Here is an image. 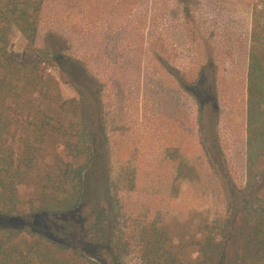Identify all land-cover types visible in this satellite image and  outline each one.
Segmentation results:
<instances>
[{"label": "trees", "instance_id": "1", "mask_svg": "<svg viewBox=\"0 0 264 264\" xmlns=\"http://www.w3.org/2000/svg\"><path fill=\"white\" fill-rule=\"evenodd\" d=\"M84 8L97 6L86 4L64 21L52 0H0V216L75 213L88 170L100 160L106 204L90 210L87 232L89 243L104 246L110 264H191L172 253L165 226L182 182L215 204L192 264H264V0L252 8L247 66L229 81L213 69L211 155L194 123L200 114L194 87L203 68L191 83L182 70L159 61L152 74L163 72L191 101L171 110L164 108L166 92L142 94L145 87L135 86L129 71L106 102L97 86L94 133L82 94L62 99L58 66L87 70L77 58L39 46L41 19L47 14L54 29L67 27L64 32L86 31L91 19ZM13 29L25 40L21 60L7 49ZM22 186L31 188L28 197ZM0 264L97 263L38 232L3 229Z\"/></svg>", "mask_w": 264, "mask_h": 264}, {"label": "rangeland", "instance_id": "2", "mask_svg": "<svg viewBox=\"0 0 264 264\" xmlns=\"http://www.w3.org/2000/svg\"><path fill=\"white\" fill-rule=\"evenodd\" d=\"M62 1L52 0L64 21L72 15L77 18L80 7L86 4L97 6L92 9L95 13L84 8L91 19L88 30L80 32L78 28H71L64 32L67 27L58 25L54 29L51 17L46 14L47 18L41 19L44 31L38 37L39 46L59 56L67 54L77 58L85 66L87 74L64 62L54 76L63 100H77L79 93L82 94L90 130L96 132L98 125L97 86L102 90L98 95L101 103L106 102L113 85L119 79H126L128 71L134 77L135 86L145 87L142 94L166 92L164 108L167 110L177 103L189 106L190 98L167 75L160 70L152 74L159 61L165 59L182 70L191 83L203 68L194 87L200 106L194 123L211 155L216 109L212 95L213 69L229 81L235 80L247 66L251 12L259 0H69L67 5L60 4ZM186 12L189 15L185 17ZM24 47L23 36L13 29L7 49L21 60ZM96 151L99 154L101 149ZM235 162L236 170L241 173L243 164L239 159ZM88 171L85 199L75 213L58 218L39 215L4 219L0 216V230H32L77 248L97 264H110L104 246L89 243L87 232L90 210L106 204L102 162L99 160ZM178 188L165 226L172 253L192 264L197 257L195 243L204 235V227L211 224L215 204L211 195L197 196L184 182ZM19 190L23 197H28L31 188L22 186Z\"/></svg>", "mask_w": 264, "mask_h": 264}]
</instances>
